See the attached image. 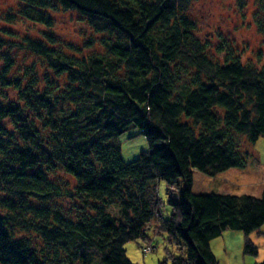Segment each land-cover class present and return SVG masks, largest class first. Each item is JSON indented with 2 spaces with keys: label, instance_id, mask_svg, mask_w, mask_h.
Returning <instances> with one entry per match:
<instances>
[{
  "label": "trees",
  "instance_id": "obj_1",
  "mask_svg": "<svg viewBox=\"0 0 264 264\" xmlns=\"http://www.w3.org/2000/svg\"><path fill=\"white\" fill-rule=\"evenodd\" d=\"M193 1L18 0L19 19L39 29L0 32V264H138L125 243L150 239L153 225L166 234L160 264H219L211 241L227 229L258 252L264 189L192 186L196 170L246 166L264 137V62L229 46L211 55ZM61 11L89 38L52 34ZM19 51L30 62L17 63ZM131 127L148 149L126 161L118 138ZM160 179L182 183L166 217Z\"/></svg>",
  "mask_w": 264,
  "mask_h": 264
},
{
  "label": "rangeland",
  "instance_id": "obj_2",
  "mask_svg": "<svg viewBox=\"0 0 264 264\" xmlns=\"http://www.w3.org/2000/svg\"><path fill=\"white\" fill-rule=\"evenodd\" d=\"M18 0H0V32L15 31L16 36L25 33L37 34L28 20L19 19ZM15 12V22L6 20L7 13ZM188 14L195 21L197 36L206 43L213 56H221L217 47L229 46L241 54L244 61L264 62V0H194ZM54 24L50 32L65 41L82 43L92 33L90 27L76 14L58 12L53 16ZM2 33V32H1ZM14 33V32H13ZM16 62L26 60L23 51L15 54ZM1 63V62H0ZM24 63V62H23ZM8 95L13 98V93ZM121 153L126 161L135 159L141 150L148 149L145 135L131 127L119 135ZM249 147V146H247ZM251 157L244 167H230L216 175H209L196 170L192 190L194 193H231L261 196L264 189V137L261 136L249 147ZM180 184L169 185L164 179L158 180V196L162 201L160 207L166 217L171 209L169 199L181 200ZM156 223V222H155ZM150 239L130 240L125 243L127 256L138 264H160L167 255L165 233H157L154 225L147 229ZM250 238L257 245L255 255L244 252L245 235L241 230L227 229L222 235L211 241V248L219 264H256L264 261V227L262 231L251 233ZM170 250L178 251L169 245Z\"/></svg>",
  "mask_w": 264,
  "mask_h": 264
},
{
  "label": "crops",
  "instance_id": "obj_3",
  "mask_svg": "<svg viewBox=\"0 0 264 264\" xmlns=\"http://www.w3.org/2000/svg\"><path fill=\"white\" fill-rule=\"evenodd\" d=\"M263 227H264V226H263ZM263 227H262V228H263ZM262 228H261V231H262Z\"/></svg>",
  "mask_w": 264,
  "mask_h": 264
}]
</instances>
